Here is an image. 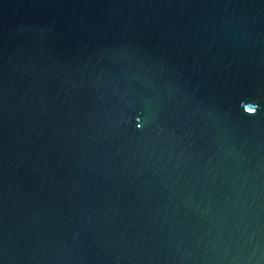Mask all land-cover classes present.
Listing matches in <instances>:
<instances>
[{
	"label": "water",
	"instance_id": "water-1",
	"mask_svg": "<svg viewBox=\"0 0 264 264\" xmlns=\"http://www.w3.org/2000/svg\"><path fill=\"white\" fill-rule=\"evenodd\" d=\"M0 264H264V0H0Z\"/></svg>",
	"mask_w": 264,
	"mask_h": 264
},
{
	"label": "snow or ice",
	"instance_id": "snow-or-ice-1",
	"mask_svg": "<svg viewBox=\"0 0 264 264\" xmlns=\"http://www.w3.org/2000/svg\"><path fill=\"white\" fill-rule=\"evenodd\" d=\"M246 110L248 113H254L256 111V109L253 107H248Z\"/></svg>",
	"mask_w": 264,
	"mask_h": 264
}]
</instances>
